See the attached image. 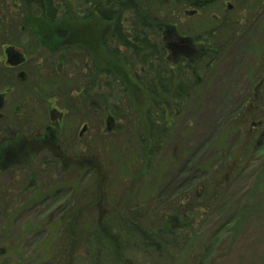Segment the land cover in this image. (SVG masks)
Listing matches in <instances>:
<instances>
[{"label": "rangeland", "instance_id": "obj_1", "mask_svg": "<svg viewBox=\"0 0 264 264\" xmlns=\"http://www.w3.org/2000/svg\"><path fill=\"white\" fill-rule=\"evenodd\" d=\"M2 1L4 7L0 11L12 3L19 5L12 23L8 18L9 25H16L17 29L23 24L38 27L35 43L30 40L24 48L32 58L31 64L25 66L27 79L21 82L9 71L0 83V92L7 94V111L13 114V107L27 112L28 118H19L23 121L13 117L15 126L45 136L49 124L47 108L58 109L65 117L60 141L70 155L66 164L42 153L30 165L22 162V170L15 169V162L1 169L0 202L8 194L6 210L12 213L0 209V250H6L0 256V264L53 263L59 257L58 249L66 248L64 240L68 238L60 232L72 222L71 210L82 209V218L76 221L82 227L77 228L74 244L75 257L79 259L95 229L99 207L118 211L121 199L123 204H129L131 212L137 198L147 196L150 200L154 196L158 200L153 212L162 217L165 200L177 203L178 194L190 189L191 198L195 199L194 189L209 180H214L218 192L211 196L215 202L195 204L207 216L199 218L195 253L189 255L191 264H264V128L258 131L256 124L264 122V97L255 93L264 76L263 69L259 72V65L264 67V23L238 32L237 37L228 40V46L229 27L216 36L218 49L196 77L189 98L182 105L166 104L168 119L173 122L171 132L166 143L153 150V171L139 186L140 182L133 185V177L145 166V160L138 128L150 99L140 84L143 74L101 48L109 25L96 17L82 20L75 0H59L65 15L56 24L46 18L42 3L37 0ZM152 11L150 15L154 16L156 10ZM28 12L32 20L27 17ZM176 17L172 18L174 23ZM193 25L189 20V28L180 29L179 35L167 33L170 62L190 72L206 51L205 46L198 44ZM59 31L67 34L63 36ZM11 39L15 38L9 33L7 44L22 51L24 43ZM0 59L1 66L5 61L3 50ZM91 71H111L115 80L127 88L119 117L107 115L83 95L92 83ZM260 140L262 144L258 145ZM48 160L49 165H43ZM100 179L103 201L98 203ZM39 187L45 192L33 194L32 190ZM167 211L165 224L167 215L173 214ZM154 220L150 215L149 220L143 221ZM31 226L36 229L31 230ZM93 246L96 247L94 243L92 249ZM188 247L192 251L191 245ZM127 256L135 264H152L135 253L128 252ZM184 258L187 257L181 256L175 264H183ZM88 261L93 260L88 256Z\"/></svg>", "mask_w": 264, "mask_h": 264}, {"label": "trees", "instance_id": "obj_2", "mask_svg": "<svg viewBox=\"0 0 264 264\" xmlns=\"http://www.w3.org/2000/svg\"><path fill=\"white\" fill-rule=\"evenodd\" d=\"M79 1L85 12L81 17L82 20L91 19V12L95 10L103 22L113 26L110 38L104 44L105 48L112 55L121 59L131 70L143 74L140 84L150 99V106L148 111L144 112L145 118L140 121V127L138 126V139L141 151H143L145 166L136 172L133 177V185L140 182V186L146 175L153 171V158L156 154L153 150L162 147L171 132L173 122L168 119L166 104L182 105L183 101L189 98L190 92H193L195 87L197 73L201 74L204 71L209 60L206 59L208 57L201 60L192 72L166 61L167 52L162 40V31L164 24L174 21L170 13L165 15L168 18L164 21L163 17L157 18L147 13H140L139 10H150L149 7L143 5L107 0L104 6H99L98 0ZM45 2L48 18L51 23L56 24L65 15V12L57 6H53L52 0ZM209 58L212 59V56ZM91 75L93 76L92 83L87 87V91H83V95L94 104L101 106L107 115L119 117L124 99H127V88L122 82L115 80L111 71L103 73L91 71ZM38 150L39 148L37 151H31L29 157L25 158L23 162L29 165L33 163L38 155ZM43 165H49L48 161H45ZM88 165H92V163ZM78 166L80 167V165ZM35 189L32 190L33 194L46 190L42 187L37 188V191ZM216 189L218 188L214 180H209L200 189H194V198L199 194L198 203H205V200H211L212 194L218 192ZM102 193L103 185H101L100 179L97 192L98 203L103 201ZM191 195V189L188 193H185L184 190L178 194L179 201L177 203L165 200L166 209L163 211L162 217H160V213L153 212V207L158 200L154 196L150 200H147V196L137 198L138 200L132 208L137 214L134 211L129 212L131 207L129 204H123L121 199L117 203L118 211L113 208L108 210L99 207L100 215L93 227L95 229L90 232L91 237L86 241L85 251L93 260L88 262L90 264H135L127 258V253L130 252L151 260L152 264H175V261H178L181 256L187 257L184 258L183 264H191L189 258L195 253H193L194 243L197 238L198 226L201 225L199 218L207 216L204 211L201 213L197 209L196 202L191 198ZM23 207H26V204H23ZM168 209L173 214L169 217L167 215L165 224ZM8 210H6L7 214L12 213ZM82 213V209L76 212L71 210L72 222L66 226L65 224L61 225L65 226V231H63L64 233L60 232V235H65V239L68 238L64 240L66 248L62 246L58 249L59 257H56L51 264L59 262H61L59 264H70L68 258L72 259L75 256L74 251L77 250V247L74 248V244L77 228L82 227V223L78 224L76 221L82 218ZM150 215L155 218L154 222H144L143 220H149ZM174 219L178 220L177 223L169 222ZM161 220H163V226H160ZM30 229L34 230L36 227L31 226ZM40 233L38 232V234ZM93 243L96 245V247L93 246L94 249L91 248ZM189 245H191L192 251L189 249Z\"/></svg>", "mask_w": 264, "mask_h": 264}, {"label": "flooded vegetation", "instance_id": "obj_3", "mask_svg": "<svg viewBox=\"0 0 264 264\" xmlns=\"http://www.w3.org/2000/svg\"><path fill=\"white\" fill-rule=\"evenodd\" d=\"M46 0H37V3H42V7L44 9V13L46 18H48V9L46 6ZM79 3V6L81 8V2L79 0H75ZM99 6H104V4L107 2V0H98ZM118 3L125 2L129 4H138L143 5L144 7H149L150 10H139L140 13L144 14H152L156 10L154 16L164 17L167 13H170L172 16L177 15V20L172 21L171 23L164 24L163 31H162V40L166 47V61H168L170 64H173L170 62V48L169 44L167 42V33L171 31L172 33H175L179 35L180 29L183 28H189V20H192L194 22L193 28L194 33H198L197 42L200 45L205 46L206 51L203 52L199 59L196 61V65L203 59H208L209 62L212 60L209 58V56H214L217 49H218V43H216V36L219 35V33L225 32L228 29L227 34V46L229 44L228 40H231L239 35L238 32H242L245 30H248L249 28H253L257 24L264 23V0H114ZM0 8H3V1L0 0ZM53 6H57L58 8L63 7V3H61L59 0H52ZM62 4V5H61ZM10 5V4H9ZM9 9L8 7L5 8V11H0V50H3V55L5 61L1 64L0 68V83L4 82L7 78V72L11 71L15 76H17V79L21 82H24L27 79L28 71L25 70V66L32 62L31 57H29V52L26 51L25 44L28 43L30 40H33L35 43V34H37L38 27L37 26H26L21 25L19 29L16 27V25H9V17L11 20V23L13 21L12 17L15 14L19 13V5L12 3L10 5ZM175 7V9H173ZM152 8V10H151ZM172 8V9H170ZM84 10V9H83ZM80 9L82 12H78L79 17H83L85 12ZM62 11V10H61ZM65 12V11H64ZM68 12V10H67ZM12 14V15H11ZM92 18L94 17L100 19L98 15L96 14L95 10L91 12ZM181 15V16H180ZM15 16V17H16ZM153 16V15H151ZM27 17L29 19H33V17H30L29 12L27 13ZM36 20V19H34ZM90 20V19H89ZM101 20V19H100ZM50 21V20H49ZM102 21V20H101ZM103 22V21H102ZM105 23V22H104ZM108 28V34L105 37L103 43H102V49L106 51L112 57L116 60L118 59L116 56L112 55L108 49L105 48L104 44L105 42L110 38V33L113 28V26L109 23ZM233 27L235 28L234 30ZM10 33V36H12L15 39H11L12 41H16L15 43H24L20 50H17L16 47L12 46L10 44H7L8 42V35ZM201 33L207 34L205 38L203 35H200ZM59 34L66 35L67 32L65 31H59ZM33 35V37H32ZM195 42V41H194ZM196 43V42H195ZM231 43V42H230ZM13 48L14 50L9 52L8 50ZM19 48H21L19 46ZM264 48V45L262 46ZM0 62L1 59H0ZM123 62V61H122ZM186 62V61H185ZM261 62L264 63V59L261 60ZM124 63V62H123ZM31 64V63H30ZM175 65V64H174ZM264 71V67L261 68L259 65V72L260 70ZM197 73V71H196ZM264 73V72H263ZM258 74V72L256 73ZM261 75V73H259ZM196 76H199V73H197ZM260 86L256 87V95L257 97L261 96V98L264 97V76L260 79ZM85 91H87V88H85ZM84 91V92H85ZM10 92V91H9ZM37 92V91H36ZM37 98L41 99V96L38 94ZM13 114L11 112L7 111V94L0 92V176L3 175L1 173V169L6 168L10 163L15 162L17 166H15L16 170L23 169L25 167L20 166L21 163L24 161L25 158L29 157V154L31 151H37L38 155L40 156L42 153H49L48 155H51V159L53 161H62V163L66 164L67 157L69 155L65 152V148L63 147L60 136L63 134V127L65 126V117L58 111L56 108H47L46 115L49 119V124L47 125V135H42V133L38 132H30L25 131L24 128L21 126V128H18L15 126L14 122L12 120L13 117L15 119H19L21 116L25 118H28V113L23 112L19 108H13ZM20 110V112H19ZM57 114V117L56 115ZM18 122L23 120H17ZM259 125L258 131L262 130L264 128V122L260 121L256 123ZM257 127V126H256ZM262 138H264V134L261 135ZM47 142L49 144H47ZM262 144V140L259 141L258 145ZM32 160V159H30ZM34 160V159H33ZM50 160H48V163H50ZM5 170V169H4ZM8 194H6V197H4V201L0 202V209L7 208L6 205L9 202ZM195 204L198 203L199 200V194L195 196ZM199 204V203H198ZM178 220H170L169 222H175L177 223ZM175 225V224H174ZM178 229V228H177ZM75 254L77 250L74 251ZM71 254V252H69ZM74 254V255H75ZM77 257V254L75 255ZM73 257L71 259L68 258V262L70 264H87V251L84 250L82 256H78L79 259L76 257Z\"/></svg>", "mask_w": 264, "mask_h": 264}, {"label": "water", "instance_id": "obj_4", "mask_svg": "<svg viewBox=\"0 0 264 264\" xmlns=\"http://www.w3.org/2000/svg\"><path fill=\"white\" fill-rule=\"evenodd\" d=\"M6 250H3V249H1L0 250V256H2V255H4V254H6V252H5Z\"/></svg>", "mask_w": 264, "mask_h": 264}]
</instances>
